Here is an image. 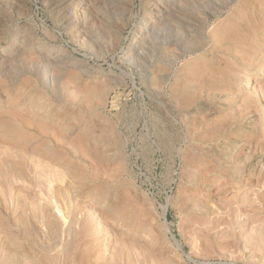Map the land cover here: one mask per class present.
I'll list each match as a JSON object with an SVG mask.
<instances>
[{
	"label": "rangeland",
	"instance_id": "1",
	"mask_svg": "<svg viewBox=\"0 0 264 264\" xmlns=\"http://www.w3.org/2000/svg\"><path fill=\"white\" fill-rule=\"evenodd\" d=\"M0 163V264H264V0H0Z\"/></svg>",
	"mask_w": 264,
	"mask_h": 264
},
{
	"label": "bare ground",
	"instance_id": "2",
	"mask_svg": "<svg viewBox=\"0 0 264 264\" xmlns=\"http://www.w3.org/2000/svg\"><path fill=\"white\" fill-rule=\"evenodd\" d=\"M219 36V35H218ZM219 37H221V36H219ZM257 70V69H256ZM258 71V70H257ZM255 73H257L256 71H255ZM262 74V73H261ZM190 78V77H189ZM193 78H195V77H193ZM250 79V78H249ZM249 106V105H248ZM54 150V149H53ZM32 151V150H31ZM7 158H9V156L7 157ZM10 160V159H9ZM3 161V160H2ZM8 162V161H7ZM2 163V162H1ZM0 163V164H1ZM5 164V163H4ZM4 164L2 165V166H4ZM47 164V163H46ZM12 165V164H11ZM8 167V166H7ZM1 169V168H0ZM14 169V168H13ZM6 170H8V174H7V171H4V170H2V172L4 171L5 172V175H4V173H3V175L4 176H6V177H3V175L0 173V175L2 176V178H0V179H5L6 178V180H4V181H7V179H8V185L7 186H9V187H12V184L10 183V181L13 183L14 182V180H16L17 179V177H19V176H22V175H19V176H16L17 174H13V173H11L12 175H9V172H11V167H8V169H6ZM14 170H16V169H14ZM47 170V169H46ZM50 170V169H49ZM41 171H42V168H41ZM20 173V172H19ZM42 173H46V172H44V171H42ZM26 174V173H25ZM47 176V175H46ZM8 177V178H7ZM3 184H7V182L6 183H4L3 182ZM6 186V185H5ZM54 192V191H53ZM24 196V195H23ZM17 197V196H16ZM74 198V197H73ZM64 203V202H63ZM14 204V203H13ZM19 205V204H18ZM21 206V205H20ZM19 207V206H18ZM79 207V206H78ZM20 208V207H19ZM23 208V207H22ZM25 209V208H24ZM47 209V208H46ZM63 209H65V208H63ZM262 209V208H261ZM28 211V210H27ZM26 211V212H27ZM48 211V210H47ZM46 212V211H45ZM65 212V211H64ZM12 213V212H11ZM42 213V212H41ZM49 213V212H48ZM264 213V212H263ZM18 214V213H17ZM33 215V214H32ZM42 215V214H41ZM95 215V214H94ZM37 216V215H36ZM16 218V217H15ZM39 218V217H38ZM53 218V217H52ZM12 219V218H11ZM264 219V218H263ZM59 220V219H58ZM33 221H34V219H33ZM43 221V220H42ZM55 221V220H54ZM35 222H36V220H35ZM58 223V222H57ZM25 224V223H24ZM35 224V223H34ZM7 226V225H6ZM51 226V225H50ZM49 226V227H50ZM73 226V225H72ZM72 226H70V227H72ZM35 227V226H34ZM33 227V228H34ZM86 228V227H85ZM84 228V229H85ZM89 228V227H88ZM25 229V228H24ZM96 229V228H95ZM97 230V229H96ZM40 231V230H39ZM42 231V230H41ZM51 231V230H50ZM76 231V230H75ZM82 231V230H81ZM82 233V232H81ZM34 234V233H33ZM41 234V233H40ZM60 234V233H59ZM72 234H73V232H72ZM46 236V235H45ZM55 236V235H54ZM67 236V235H66ZM62 237V236H61ZM69 237V236H68ZM57 238V237H56ZM71 240H72V238H71ZM53 241H55V240H53ZM77 241H78V239H77ZM36 242V241H35ZM76 242V241H75ZM68 243V242H67ZM146 243V242H145ZM71 243H69V245H70ZM138 244V243H137ZM72 245V244H71ZM71 245H70V247H71ZM137 246V245H136ZM142 246V245H141ZM138 247V246H137ZM144 247V246H143ZM65 248H66V246H65ZM64 248V249H65ZM67 249V248H66ZM73 249V248H72ZM71 249V250H72ZM140 249H141V247H140ZM143 249V248H142ZM98 251V250H97ZM68 252V251H67ZM153 252V251H152ZM69 253H70V249H69ZM147 253V252H146ZM138 254H140V253H138ZM152 254V253H151ZM119 256V255H118ZM155 256V255H154ZM9 257V256H8ZM68 257V256H67ZM75 258V257H74ZM126 258V257H125ZM154 258H156V257H154ZM66 259V258H65ZM77 259V258H76ZM138 259V258H137ZM151 259V258H150ZM8 260V259H7ZM66 260H69V259H66ZM79 260V259H78ZM80 260H82V259H80ZM84 260V259H83ZM82 260V261H83ZM87 260V259H86ZM117 260V259H116ZM125 260H127V259H125ZM157 260V259H156ZM160 260V259H159ZM64 261V260H63ZM73 261H74V259H73ZM76 261V260H75ZM85 261V260H84ZM82 262V263H85V262H87V261H85V262ZM92 261V260H91ZM111 261V260H110ZM124 261V260H123ZM143 261V260H142ZM146 261H148V260H146ZM160 262V261H159ZM77 263V262H76ZM78 263H79V261H78ZM77 263V264H78ZM108 263V262H107ZM119 263V260L118 261H115V264H118ZM121 263H122V261H121ZM127 263V262H126ZM129 263V262H128ZM127 263V264H128ZM141 263V262H140ZM139 263V264H140ZM145 263V262H144ZM163 263V262H162ZM85 264H87V263H85ZM89 264V263H88ZM105 264V263H104ZM108 264H110V263H108ZM112 264V263H111ZM141 264H143V262L141 263ZM152 264V263H151Z\"/></svg>",
	"mask_w": 264,
	"mask_h": 264
}]
</instances>
